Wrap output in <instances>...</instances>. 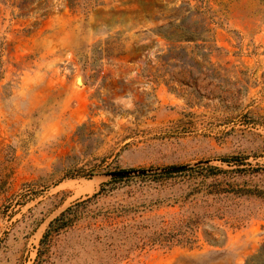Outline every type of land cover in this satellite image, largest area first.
Masks as SVG:
<instances>
[{"label":"rangeland","instance_id":"obj_1","mask_svg":"<svg viewBox=\"0 0 264 264\" xmlns=\"http://www.w3.org/2000/svg\"><path fill=\"white\" fill-rule=\"evenodd\" d=\"M76 3L0 0V264H246L264 200L233 191L264 176L233 161L264 168V0Z\"/></svg>","mask_w":264,"mask_h":264},{"label":"trees","instance_id":"obj_2","mask_svg":"<svg viewBox=\"0 0 264 264\" xmlns=\"http://www.w3.org/2000/svg\"><path fill=\"white\" fill-rule=\"evenodd\" d=\"M71 9L77 6L76 0H69ZM0 70H1V62H0ZM1 77V71H0ZM244 159L235 160L233 163L238 168L239 174L243 176H256V175H263L264 176V168L261 167H253L249 164L245 165ZM195 169L188 168L187 170H183L177 173H165V174H155V175H144L138 176L137 179H148L154 178L153 180H162L166 181L172 176L181 175L184 173L193 172ZM132 179V177H122V178H113L110 179L107 183L101 185L100 192L101 194H107L111 192L116 186H118L121 182L125 180ZM108 188V189H106ZM233 194L237 197H250V198H257L264 200V188H257V187H243L240 189H236L233 191ZM71 208L64 211L58 218L54 219L48 226L43 239L42 243L50 240L53 236L58 235L61 231L69 228L71 226V219H70V212ZM160 235L156 237L154 242L165 244L169 242H173L174 237H170V234H166L164 236ZM183 240H190L183 236ZM180 240H177L179 242ZM246 264H264V248H262L256 255L252 256L246 261Z\"/></svg>","mask_w":264,"mask_h":264},{"label":"water","instance_id":"obj_3","mask_svg":"<svg viewBox=\"0 0 264 264\" xmlns=\"http://www.w3.org/2000/svg\"><path fill=\"white\" fill-rule=\"evenodd\" d=\"M80 79L78 80L79 83ZM188 167L181 166V167H173L168 169H162V170H138V171H123V172H117V173H111L107 176L110 179L113 178H122V177H135V176H144V175H150V174H165V173H177L183 170H187Z\"/></svg>","mask_w":264,"mask_h":264}]
</instances>
